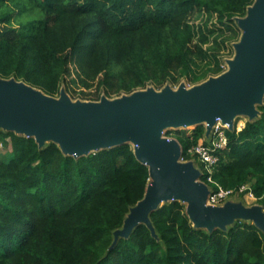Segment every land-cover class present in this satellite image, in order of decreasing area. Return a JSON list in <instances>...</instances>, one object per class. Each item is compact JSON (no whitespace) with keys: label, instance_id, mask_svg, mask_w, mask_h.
<instances>
[{"label":"trees","instance_id":"16d2710c","mask_svg":"<svg viewBox=\"0 0 264 264\" xmlns=\"http://www.w3.org/2000/svg\"><path fill=\"white\" fill-rule=\"evenodd\" d=\"M254 0H0V74L53 93L62 79L109 85L138 77L145 85L171 67L189 68L196 8L233 20ZM68 80V79H67ZM261 115L230 144L213 178L251 192L264 207V103ZM239 121V126L244 125ZM11 154L0 156V264H264V230L237 220L227 230L195 227L180 201L150 213L116 240L144 199L150 167L122 144L75 157L51 142L9 131ZM183 152L205 142L202 127L180 138ZM211 186H215L211 184Z\"/></svg>","mask_w":264,"mask_h":264},{"label":"water","instance_id":"95a60500","mask_svg":"<svg viewBox=\"0 0 264 264\" xmlns=\"http://www.w3.org/2000/svg\"><path fill=\"white\" fill-rule=\"evenodd\" d=\"M240 24L245 33L230 69L192 88L182 85L114 100L73 102L65 91L55 98L24 81L0 78V125L33 136L40 147L52 140L75 157L134 142L137 158L150 167V184L123 228L115 231L116 240L129 237L141 223L157 236L150 213L166 200H188L191 221L198 228L227 230L235 221L246 220L264 230L263 205L208 204L211 188L200 180L201 170L194 161H180L184 150L179 140L162 136L170 126L207 122L210 137L218 120L235 131L239 114L258 117L256 103H264V0L249 6Z\"/></svg>","mask_w":264,"mask_h":264},{"label":"rangeland","instance_id":"374dc122","mask_svg":"<svg viewBox=\"0 0 264 264\" xmlns=\"http://www.w3.org/2000/svg\"><path fill=\"white\" fill-rule=\"evenodd\" d=\"M256 1L257 0H254V2ZM247 16L248 12L245 16L239 15L234 17L233 20H229L226 16L223 17L218 12L209 11L203 7L196 8L194 11L189 13L186 18V22L191 25L192 33V38L189 43L192 61L189 68L183 65L179 67H171V69L167 72L161 71L157 76L148 77L146 79L147 81L145 85H139L131 88V91L129 92L125 89V86H130L133 83H136L139 79L138 77H116L109 85H101L98 84V82H89L90 84L83 85L81 83H78L75 79L70 81L71 78H68V76L66 79H62L59 82L55 92L51 94L46 92L45 93L55 98H60L61 93L65 91L70 96L73 102H100L103 98L114 100L122 98L124 96H130L137 91H146L148 89H154L161 92L166 88L178 90L182 85L186 86L187 88H192L194 86L200 85L206 82L211 77L220 76L230 69L229 61L235 59L237 54V44L240 43L245 33V29L240 24V19H244ZM0 78H14L16 80L28 83L27 81H25V79H18L15 76H11L10 78H8L0 74ZM34 87L42 90L39 87ZM261 105L262 103H256L258 117H260L261 115V110L259 108ZM257 118H252L247 114H239L237 116V121L244 120L246 125L248 121H253ZM207 125V122H201L199 124L190 126H170L163 130L162 136L164 138H174L180 141V138L184 136L185 131L198 126L202 127L204 136H206ZM9 131L10 130L5 128L3 125H0V156L3 158H8L12 151L10 146V137L7 134ZM17 133L24 134L23 132ZM51 142L53 141L49 140L46 142V144H49ZM129 144L134 147V142L131 141L129 142ZM180 161H194L198 169H204V165L197 161L196 158L192 157L190 153L185 154L183 152V156ZM201 181L204 182V180L202 179ZM208 185L211 186V184ZM251 185L252 181L247 182L244 186H242L244 187L243 190L240 189L234 191L231 197H229L223 204L229 201H235L240 202L247 207L255 204L261 205L259 203V200L251 192H245L247 191V189L251 188ZM179 201L182 203L185 213L190 217L189 201L183 199ZM170 202L172 201H163L164 204ZM234 223L228 225V228H230ZM194 224L196 225V223ZM199 226L207 229V226L205 225Z\"/></svg>","mask_w":264,"mask_h":264},{"label":"built area","instance_id":"2783aa9c","mask_svg":"<svg viewBox=\"0 0 264 264\" xmlns=\"http://www.w3.org/2000/svg\"><path fill=\"white\" fill-rule=\"evenodd\" d=\"M245 127L239 126V121L235 122V131H240ZM228 127L221 120H218L213 126L210 137L205 136V142L197 145H193L188 149V153L192 157L196 158L197 161L204 165V169H200L202 176L200 180H204L207 184H213L210 186L211 193L208 198V204L210 205H221L223 204L235 190L225 189L213 178L216 167L222 160V154L228 149L230 139L227 134ZM244 187L241 189L243 190Z\"/></svg>","mask_w":264,"mask_h":264}]
</instances>
